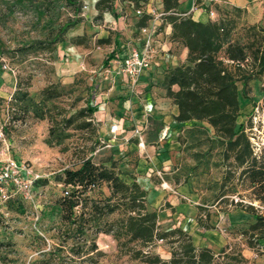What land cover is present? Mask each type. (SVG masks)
<instances>
[{"label": "rangeland", "instance_id": "rangeland-1", "mask_svg": "<svg viewBox=\"0 0 264 264\" xmlns=\"http://www.w3.org/2000/svg\"><path fill=\"white\" fill-rule=\"evenodd\" d=\"M116 2L121 10L132 6L127 1ZM159 5V0H142L139 8L148 6L160 12ZM132 7L136 9L134 5ZM232 7L216 0H195L193 10L181 11L195 19L203 15L205 20H218L224 16V11H228L237 22V33L242 35L243 26L252 23L246 20L244 9L237 14ZM68 16L64 0H0V162L7 158L24 162L39 180H46L45 184L33 185L28 196L7 190L8 199L4 201L0 197V241L13 244L9 256L14 261L8 264H146L123 253L131 247L149 250L168 260L170 249L164 241H157L152 248L131 242L120 252L112 236L95 232L94 222L84 225V230L77 225L62 223L58 202L65 196V191L71 192L72 188L58 178L65 169L77 168L83 157L91 156L96 163L113 157L110 148H102L105 143H111L110 137H103L93 121L85 130L66 129L67 137L60 144L48 145V120L36 118L31 112L22 113L20 104L13 101V95L20 89L38 101L44 86L57 83L63 86V95L46 103V110L54 119L74 114L86 105L95 108L93 99L98 80L94 73L82 71L62 75L69 81L62 80L61 83L55 55L47 48L51 46L47 42L48 35ZM254 23L264 27V22ZM179 47L174 50L176 53ZM65 61L63 56L62 62ZM96 69L101 71L105 66L101 62H92L90 70ZM236 84L240 91L241 82ZM249 86L250 99L242 98L239 92L237 124L243 126L249 139L255 166L264 169V76L250 80ZM82 120L80 118L75 123ZM111 124L108 122L106 127L109 129ZM139 127L143 141L155 144V153L161 164L151 178L166 183L157 189L166 194L164 198L174 196L172 191L181 186L183 201L205 211L223 214L225 223L217 231L226 242L225 254L217 252L214 264H222L223 256L228 254L236 256L234 262L237 263L238 257L243 256L246 260L243 264H264V239H257L250 247L245 233L254 221L245 206H253L264 216V204L255 199L253 187L241 173V168L232 159H224L222 144L211 127L205 122L187 121L168 125L164 132H160L164 126L155 119ZM160 133L163 136L158 140ZM115 160L119 165L120 159L116 157ZM124 174L132 177L128 171ZM107 195L105 185L86 193L95 199ZM74 211L78 215L80 207ZM117 216L111 215L107 220ZM167 216L165 220H159L161 229L181 227L183 218H174L172 209H168ZM187 227L189 225L182 228L187 231ZM202 234L201 231L196 233L200 238L196 243L200 245L204 238Z\"/></svg>", "mask_w": 264, "mask_h": 264}, {"label": "trees", "instance_id": "trees-1", "mask_svg": "<svg viewBox=\"0 0 264 264\" xmlns=\"http://www.w3.org/2000/svg\"><path fill=\"white\" fill-rule=\"evenodd\" d=\"M117 0H97L95 19H100L104 11H113ZM127 1L140 9L135 27L140 30L148 25L151 16L148 6L139 8L142 0ZM161 25H170L169 40L187 49L184 63L166 68L161 86L165 96L177 107L178 114L173 116L175 123L187 121L205 122L211 127L215 137L221 142L224 159H232L241 168L249 185L253 187L255 199L264 204V169L254 164L252 147L242 125L237 124L239 116V92L242 98L250 99L249 81L264 76V27L252 23L243 26L242 35L237 33V22L224 11L218 20L200 21L191 14L178 9L179 0H159ZM69 12L68 18L48 35L47 47L55 52L58 44L88 45V38L76 36L66 38V32L82 21V0H64ZM145 5V4H144ZM147 7V8H146ZM237 14L243 10L232 7ZM139 36V34H137ZM96 46L111 44V38L96 39ZM122 57V56H120ZM112 53L106 55L103 65L109 67ZM241 82L238 91L237 82ZM176 86L177 89H173ZM60 84L50 83L40 90V99L33 100L27 91L17 89L13 101L20 104L22 113L31 112L34 117L47 119L49 122L48 145L60 144L66 137L69 128L85 130L92 126L94 107L86 105L74 114L62 116L56 120L46 110V103L63 95ZM82 118L81 122L75 123ZM118 161L112 156L102 162H93L91 156L83 157L75 169H65L58 179L65 186L72 188L65 191L59 199L61 219L64 225H77L84 230V225L94 222L95 232L112 236L117 249L121 252L128 243H138L143 248H152L157 241H164L170 249V258L163 260L159 255L142 248H129L123 253L146 264H214L216 256L208 247H196L191 235L181 227L161 229L157 221V209L150 207L146 201V191L133 180L126 182ZM46 180L37 179L34 186L45 184ZM105 185L108 195L104 198H89L88 191ZM80 207L78 215L75 208ZM245 208L251 213L254 221L245 232L248 246L253 247L257 239H264V216L254 210L253 206ZM117 214L116 218L107 217ZM87 215V217L85 216ZM200 227L210 229V225ZM81 222V223H80ZM9 241H0V264L14 261L9 255L13 252ZM225 254V248L221 250ZM233 254L223 256L222 264H243L245 258Z\"/></svg>", "mask_w": 264, "mask_h": 264}, {"label": "crops", "instance_id": "crops-1", "mask_svg": "<svg viewBox=\"0 0 264 264\" xmlns=\"http://www.w3.org/2000/svg\"><path fill=\"white\" fill-rule=\"evenodd\" d=\"M97 0H82L85 9L82 10V21L66 32V38L71 39L76 36L85 35L88 38V45H72L70 43H60L54 52L57 64V74L62 83L63 76L82 71L94 73L98 84H95L96 95L93 103L95 110L92 122H96L103 137L109 136L108 122H117L120 127V134L117 138L111 139V143H105L102 148H110L115 159L118 157L119 167L131 173L123 174L122 178L126 182L135 180L141 188L146 191V201L150 207L157 209V219L165 220L168 216V209L173 210V217L183 218L181 228L185 225L187 232L191 235L192 242L198 247L211 249L216 253L225 248V240L217 231L224 225L223 214L217 211L203 210L201 207L189 205L183 201L182 187L172 191L173 195H167L158 191V186L166 184L164 181L158 183L151 175L160 166L155 153L154 143L138 144L137 137L133 134V129L140 124H147L148 120H160L163 124L164 132L168 125H176L173 116L178 114L177 107L171 99L165 96V90L161 86L162 77L166 66L168 68L182 64L186 60L187 49L169 40L171 32L170 25H161L160 20L150 18L147 26L154 27L151 38L155 56L150 68L146 69L140 76L139 82L133 88L129 85L127 77L118 71L115 60L127 53L132 47H140L143 44L144 36L135 27V22L139 15L135 14L132 6L121 10L115 1L113 11H104L100 19H95L98 11L95 9ZM218 3L239 7L245 10L246 20L249 23L264 22V0H216ZM195 0H179L178 9L193 10ZM199 15L200 11H196ZM193 16V15H192ZM200 21H205L200 15ZM194 18V17H193ZM156 27V28H155ZM139 34V36H137ZM110 36L111 44L96 46V39ZM180 46L179 52L174 50ZM112 53L113 58L108 62L109 67L103 70H90L91 63H102L104 57ZM63 56L65 63L62 62ZM108 70V71H106ZM173 89H177L173 86ZM163 133H160L158 140H161ZM201 218L202 224L210 225V229L200 227L197 218ZM187 223V224H186ZM183 229V228H182ZM186 231V230H185ZM203 232V242L196 233ZM195 232V233H194ZM196 239V240H195ZM197 247V246H196Z\"/></svg>", "mask_w": 264, "mask_h": 264}, {"label": "built area", "instance_id": "built-area-1", "mask_svg": "<svg viewBox=\"0 0 264 264\" xmlns=\"http://www.w3.org/2000/svg\"><path fill=\"white\" fill-rule=\"evenodd\" d=\"M82 8L85 9V5ZM147 12L153 20H158L162 15V13L151 7H148ZM141 13L140 9L135 11L136 15H140ZM210 14L212 15L213 13L210 12ZM153 29L152 26L142 28L140 34L144 36L143 44L140 47H132L122 57L115 60L116 68L127 77L129 85L132 88L138 84L142 73L150 68L153 63L155 56V50L151 43ZM109 134L111 139L114 140L120 134V127L117 122H112L109 127ZM133 134L137 137L138 144L141 145L143 143L141 127H135ZM37 179L38 176L34 174L33 170L26 163L7 158L0 162V197L4 201L7 200L10 196V194H7V190L10 193L21 192L28 196Z\"/></svg>", "mask_w": 264, "mask_h": 264}]
</instances>
